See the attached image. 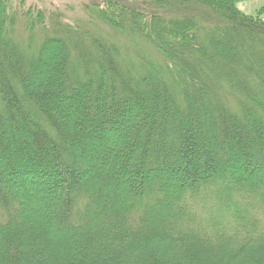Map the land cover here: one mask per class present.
Here are the masks:
<instances>
[{"label": "trees", "instance_id": "1", "mask_svg": "<svg viewBox=\"0 0 264 264\" xmlns=\"http://www.w3.org/2000/svg\"><path fill=\"white\" fill-rule=\"evenodd\" d=\"M243 1L89 0L67 24L0 0V264H264V7Z\"/></svg>", "mask_w": 264, "mask_h": 264}, {"label": "rangeland", "instance_id": "2", "mask_svg": "<svg viewBox=\"0 0 264 264\" xmlns=\"http://www.w3.org/2000/svg\"><path fill=\"white\" fill-rule=\"evenodd\" d=\"M93 1V0H92ZM26 4L27 6L32 5H36L38 4L40 8H44V6H48L51 9L54 8H58L61 10L62 14H63V18H64V22L67 24H74L76 23L78 20H80L81 18L84 17V14L82 13L83 9H84V5L89 4V0H26ZM237 9L238 11H240L242 14L246 15V16H251V17H256L258 11L264 7V0H248V1H243L237 4ZM80 13V14H79ZM86 20H88V18L85 16ZM85 23L84 19L80 20V24ZM241 165V164H238ZM235 170H237L239 173H242L244 176H247V173H244V169H242L241 167H237L235 166ZM41 179V178H39ZM178 181L177 177L174 176V181L176 182ZM40 183H43L44 185H47L48 188H51L53 190H49V193L53 192L56 193L57 191H59L57 185L53 184L50 179H41L40 181H38ZM30 183H33L32 181ZM31 187V188H30ZM40 185H26L23 186L21 185V187L19 188L20 192L23 193L25 191H31L29 189H33L34 194L38 195V196H43L46 195V193L43 190V187ZM34 203H38L41 208H44L45 211H47L46 213H48L47 215H50L52 213L53 210L58 208L57 203L59 202V199L57 198L55 201L51 199L48 200H44V201H40V200H36V198H34V195H32Z\"/></svg>", "mask_w": 264, "mask_h": 264}]
</instances>
